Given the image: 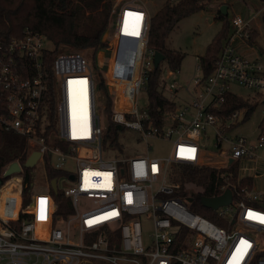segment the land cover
I'll list each match as a JSON object with an SVG mask.
<instances>
[{"label": "built area", "instance_id": "1", "mask_svg": "<svg viewBox=\"0 0 264 264\" xmlns=\"http://www.w3.org/2000/svg\"><path fill=\"white\" fill-rule=\"evenodd\" d=\"M257 15L231 17V32L211 74L204 76L198 64L195 93L186 104L178 105L176 100L160 131L147 125L150 114L137 103L155 69L156 51L148 46L150 10L144 0H113L109 27L114 29L108 28L111 51L106 66L98 64L112 94L111 119L139 131L149 151V137L171 140L165 156H151L148 151L104 158L97 76L84 53L57 51L50 95L46 68L48 53L55 49L47 41H52L26 30L5 43L0 52V129L27 139V158L40 152L32 168L40 165L47 182L45 189H39L34 170L27 180L20 171L5 175L11 163L4 169L0 264H237V249L243 252L238 264H264V223L259 219L264 217V191L232 190L229 204L210 208L223 222L220 225L190 208L189 195L171 175L174 164L225 168L255 157L264 146V130L255 143L234 130L248 118L247 107L222 111L229 93L239 95L231 90L232 84L253 90L246 99L264 101V63L235 45L250 39ZM125 23L130 29L127 55L120 59L117 51ZM173 73L169 69L162 74L165 91L177 87L166 80ZM74 92L79 94L73 98ZM203 139L217 151H209ZM48 167L62 172L54 177L56 191ZM223 188L220 194L229 187ZM59 192L65 202L56 198ZM250 213L254 218H249Z\"/></svg>", "mask_w": 264, "mask_h": 264}, {"label": "trees", "instance_id": "2", "mask_svg": "<svg viewBox=\"0 0 264 264\" xmlns=\"http://www.w3.org/2000/svg\"><path fill=\"white\" fill-rule=\"evenodd\" d=\"M213 0H162L161 5L151 15L148 46L155 51H160L166 56L167 66L171 70H179L184 53L169 47L167 40L178 22L195 12L206 9ZM113 0H0V52L5 43L13 37L22 36L26 30L45 35L55 45V49L48 53L47 71L49 78L48 92L52 94L51 80L53 60L57 51L81 52L92 50L95 57L104 46L103 35L108 28ZM219 19L224 21L223 27L217 32L212 42L208 45L205 54L199 56L204 76H209L214 69L223 40L231 32V23L227 14L219 11ZM264 22V20H263ZM256 37L254 28L249 41ZM125 52V46H123ZM82 53V52H81ZM127 54V53H126ZM97 86L103 92L107 127L104 130L103 142L112 138L117 142L118 134L125 126L111 119L112 94L109 92L98 66L95 65ZM163 70L159 66L150 72L146 83L148 94L147 110L151 121L148 126L163 130L165 115L173 111L177 101L165 94ZM257 106V101L252 102L243 96L229 93L226 97L222 111L232 112L241 107L248 108V116ZM53 112V111H52ZM264 121L261 125L264 126ZM27 139L13 131L0 129V178L4 169L10 163L17 161L21 165L26 161L28 152ZM173 166V167H172ZM171 166L172 179L180 182L182 191L190 197V208L223 225L216 217L215 211L206 207L201 202L202 196H217L223 187L239 191L251 188L254 184L252 175H240L238 162L225 168H215L205 165L174 164ZM33 168L22 167L20 174L31 180ZM60 170L48 167L49 178L59 177ZM190 185V187H189ZM58 200L65 202L61 192L56 195ZM67 202V201H66ZM62 210V209H61ZM67 210L69 211V205Z\"/></svg>", "mask_w": 264, "mask_h": 264}, {"label": "rangeland", "instance_id": "3", "mask_svg": "<svg viewBox=\"0 0 264 264\" xmlns=\"http://www.w3.org/2000/svg\"><path fill=\"white\" fill-rule=\"evenodd\" d=\"M144 1L147 2L151 15L157 11L162 3V0ZM223 5L227 6L229 19H231L234 14H240L245 19H248L252 18L258 13L253 21V30L255 28L257 34L256 40L253 41L252 44H240L238 50L247 55H257V57L264 63V0H213L206 9L182 18L172 30L167 40L169 47L180 50L184 53L179 70H174V73L168 76L166 79L168 85L171 82H176L177 84V87L174 89L166 88L165 94L170 98L177 100L178 105L188 103L190 101L191 95L195 93L196 88L194 84V78L199 72L197 68L199 64V56L205 54L208 45L212 42L217 32L224 25V21L218 17L219 11ZM109 24L108 28L110 31H113L114 26L110 25L109 27ZM108 28L103 35L105 46L99 50L98 53H96L95 57H93V54L91 53L92 50L81 51L86 55L94 71L95 65L98 66L100 63H105L104 66H106V59L108 58L111 51V40L109 38ZM226 39L223 40L222 45L226 44ZM126 41L127 38L121 37L117 51V57L120 59L127 55L125 54L123 48V46L126 44ZM47 45L49 47H53L52 42L47 41ZM160 67L164 74H168V70L170 68L167 66L166 60L161 62ZM99 72L103 77L101 71ZM231 90L243 97H248L249 95L253 94L252 89L240 84H232ZM96 93L98 96V112L101 116L102 124L106 128L108 120L105 112V103L103 101V92L98 86L96 88ZM137 100L138 108L140 110L147 108L148 94L144 87L139 91ZM263 106V99H257V106L253 112L245 121H243L241 124H238L234 129L236 133L246 136L250 143H255L260 132L264 130V126L261 125V123L264 121V115L261 113V108ZM204 140L205 139H203V141ZM148 141L151 144L150 151L148 150L146 142L141 137V133L139 131L132 128H125L123 131L119 132L117 142L114 143L112 138L106 140L104 143V158L146 155L148 151L151 156H165L169 154L172 146L171 140L151 136L148 138ZM205 142L209 151H217L211 142H208L207 140H205ZM70 166L72 165L70 164ZM33 170L35 172L36 188L45 189L47 182L45 171L40 165L36 166V168ZM238 170L241 176L255 175L256 177L258 173L261 174L258 178L256 177L255 180L256 183L263 184L264 146L256 150L255 157L240 159L238 161ZM59 186H64L62 178L59 180Z\"/></svg>", "mask_w": 264, "mask_h": 264}, {"label": "water", "instance_id": "4", "mask_svg": "<svg viewBox=\"0 0 264 264\" xmlns=\"http://www.w3.org/2000/svg\"><path fill=\"white\" fill-rule=\"evenodd\" d=\"M220 11L222 14H227V6L223 5ZM165 59H166L165 54H163L160 51H156L154 56L155 69H158L160 63ZM39 156H40V152L35 151L26 159V161L22 165L17 161L12 162L5 171V175H10L12 173L19 172L22 169V167H28V168L34 167ZM230 162H232V159H230ZM1 183H2V179L0 178V184ZM52 187L55 191L57 190L56 178L52 180ZM232 199H233V191L231 188H227L222 194L217 196H202L201 202L206 207L218 208L221 205L229 204L232 201Z\"/></svg>", "mask_w": 264, "mask_h": 264}, {"label": "crops", "instance_id": "5", "mask_svg": "<svg viewBox=\"0 0 264 264\" xmlns=\"http://www.w3.org/2000/svg\"><path fill=\"white\" fill-rule=\"evenodd\" d=\"M256 37H257V34H256ZM256 37H255V39H254L253 41L256 40ZM253 41H249V40H248V41L238 40L236 44L238 45L237 47H239V45L242 44V43H244V44L251 43V44H252ZM241 53H242V52H241ZM243 54H245V53H243ZM245 55H247V54H245ZM248 56L258 58L257 55H254V56L248 55ZM258 59H259V58H258ZM259 175H261V174L258 173V174L256 175V177L258 178ZM252 176L254 177V184H253L252 187H254L255 189H257V190H259V191H264V183H263V184H262V183H256V180H255L256 177H255V175H252Z\"/></svg>", "mask_w": 264, "mask_h": 264}, {"label": "snow or ice", "instance_id": "6", "mask_svg": "<svg viewBox=\"0 0 264 264\" xmlns=\"http://www.w3.org/2000/svg\"><path fill=\"white\" fill-rule=\"evenodd\" d=\"M133 34L134 35H138V30H137V32H134ZM105 175H107V174H105ZM40 203H41V218H43V214H44L43 205L45 204V201L44 200H41ZM249 218H254L252 213L249 214ZM259 219H260V221L262 223H264V217H259ZM241 244L242 245H246V242L245 241H241ZM237 252L240 253V257H234V259L237 260V264H238V260H239V258H242L243 252H241V249H237Z\"/></svg>", "mask_w": 264, "mask_h": 264}, {"label": "bare ground", "instance_id": "7", "mask_svg": "<svg viewBox=\"0 0 264 264\" xmlns=\"http://www.w3.org/2000/svg\"><path fill=\"white\" fill-rule=\"evenodd\" d=\"M124 29H126V30H124ZM128 30H130L129 29V26L127 25V23H125L124 25H123V29H122V33H121V37H125V38H128V35H127V31ZM84 91H85V89L84 88H82ZM84 91H81V95L82 94H84L85 92ZM79 93L78 92H74V93H72L71 94V96L74 98L75 96H77ZM73 108V107H72Z\"/></svg>", "mask_w": 264, "mask_h": 264}]
</instances>
